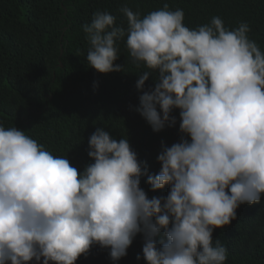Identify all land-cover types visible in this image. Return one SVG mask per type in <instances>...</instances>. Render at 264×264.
Listing matches in <instances>:
<instances>
[{"label":"clouds","instance_id":"9594fccd","mask_svg":"<svg viewBox=\"0 0 264 264\" xmlns=\"http://www.w3.org/2000/svg\"><path fill=\"white\" fill-rule=\"evenodd\" d=\"M119 11L126 28L107 11L82 26L87 65L122 71L116 42L126 37L131 61L148 69L135 84V111L160 132L176 125L178 110L180 140L157 155L160 170L146 180L153 192L168 185V194L149 198L140 187L147 168L126 136L96 128L91 162L78 170L0 124V264H75L93 245L115 262L138 233L145 264H225L214 229L264 194V51L249 24L230 30L213 16L190 29L168 4L143 17L126 5ZM153 73L154 87L143 91Z\"/></svg>","mask_w":264,"mask_h":264},{"label":"trees","instance_id":"16d2710c","mask_svg":"<svg viewBox=\"0 0 264 264\" xmlns=\"http://www.w3.org/2000/svg\"><path fill=\"white\" fill-rule=\"evenodd\" d=\"M164 4L182 9L190 29L208 24L213 16L230 30L247 22L249 38L264 51V0H0V124L25 131L54 155H66L78 170L91 162L88 138L96 128L117 141L126 136L142 171L147 168L140 187L149 198L166 197L168 185L153 192L146 180L160 170L157 155L180 140L178 110L172 113L175 126L153 132L135 111L142 94L135 84L148 69L131 61L126 37L116 42L119 57L114 61L123 70L103 74L87 65L90 45L82 30L97 11L109 12L116 25L126 28L119 11L123 6L143 17ZM154 76L143 91L154 87ZM212 238L226 247L225 264H264V194L258 203L240 205L236 219L214 229ZM142 245L138 233L127 255L115 262L108 249L93 245L75 264H145Z\"/></svg>","mask_w":264,"mask_h":264}]
</instances>
